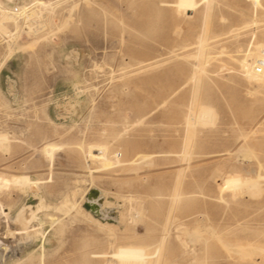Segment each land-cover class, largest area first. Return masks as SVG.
I'll return each mask as SVG.
<instances>
[{"label": "rangeland", "instance_id": "obj_1", "mask_svg": "<svg viewBox=\"0 0 264 264\" xmlns=\"http://www.w3.org/2000/svg\"><path fill=\"white\" fill-rule=\"evenodd\" d=\"M259 49L264 0H0V264H264Z\"/></svg>", "mask_w": 264, "mask_h": 264}, {"label": "bare ground", "instance_id": "obj_2", "mask_svg": "<svg viewBox=\"0 0 264 264\" xmlns=\"http://www.w3.org/2000/svg\"><path fill=\"white\" fill-rule=\"evenodd\" d=\"M28 16V15H27ZM208 16V15H207ZM206 24V23H205ZM25 25H26V23H25ZM207 26V25H206ZM26 28L28 29V31L30 32V30L33 28L32 27V24L31 25H29V26H26ZM38 29V28H37ZM33 32V31H32ZM31 32V33H32ZM37 33V32H36ZM30 34V33H29ZM33 34V33H32ZM204 34V33H203ZM35 35V34H34ZM33 36V35H32ZM203 40V42H204V39L205 38H202ZM206 41V40H205ZM200 45V44H199ZM206 46H204V48H205ZM201 50V49H200ZM199 50V51H200ZM205 50V49H204ZM202 52H204L203 51V49L201 50ZM200 51V54L202 53ZM263 51H264V49H263ZM259 52H261L260 51V49H259ZM204 54V53H203ZM257 60H256V64H257V62L260 60V59H263L264 60V52H261V53H257ZM201 57H202V54H201ZM210 58V57H209ZM201 60V59H200ZM202 62V61H201ZM243 66L247 69V71H248V73H249V76L251 77V78H253V79H256V80H258V81H261V82H263L264 83V68H263V70H257V67L256 68H252V69H250V66L248 65V63L247 62H245V61H243ZM198 67V66H197ZM202 68H200V70H201ZM198 77V76H197ZM201 78V77H200ZM197 104V103H196ZM192 106V105H191ZM192 108V107H191ZM8 139V135L6 134V133H2L1 131H0V142H2V143H5V141ZM4 146H6V147H8L6 144H4ZM4 146H2V148L4 147ZM0 147H1V143H0ZM58 148H60V145L59 144H47V145H45L44 147H43V151H44V153H47V154H49V153H54V151L56 150V149H58ZM4 149V148H3ZM8 149V148H7ZM6 149V150H7ZM11 175V174H10ZM23 177V174H20V175H15V176H13V177H11V178H9V177H7V175H4L3 173H0V187H4V186H6V185H8L9 184V182L11 181L12 183L14 182V184L15 183H18V180L19 179H21ZM242 183H243V186H247V188H249L250 190H252V191H256V190H258V188H259V183H258V179H255V178H252V177H244L243 178V181H242ZM19 184V183H18ZM12 185V184H11ZM240 187H242L241 185H240ZM242 189V188H241ZM244 189V188H243ZM66 195V194H65ZM69 195H71V194H69ZM72 196V195H71ZM70 196V197H71ZM69 196H67L66 198H65V196L63 197V198H65L63 201L64 202H67V204H68V206L70 207V209L73 207V200H72V198H68ZM88 205H89V207H91L92 209H96V210H99V209H102L104 206L102 205V202H103V195H102V192H100V190H97V189H95V188H92V190L90 191V193H89V196H88ZM45 205H47V206H49L50 204H46L45 203ZM36 207H37V209H36V211L35 210H33V209H31V212L28 214L30 217H29V219L27 220V221H30V220H35V219H38L39 217H38V211L44 206L43 205V203H42V201H40V203H39V205L37 206V205H35ZM25 207V206H24ZM91 208H89V209H91ZM19 211V210H18ZM24 211V209H23V207H22V210H21V212H23ZM86 212L90 215V217L93 219V220H96V221H99L97 218H95L91 213H90V211H88V210H86ZM11 213V212H10ZM24 213V212H23ZM8 214V212L6 211V209L4 208V206L0 203V219H1V217H5L6 215ZM18 214V213H17ZM21 215H22V213H20ZM43 214V213H42ZM3 215V216H2ZM136 215V214H135ZM46 216V215H45ZM15 217V216H14ZM18 217H19V215H17L16 217H15V219L17 220L18 219ZM43 217H44V214H43ZM24 218V217H23ZM48 218V217H47ZM7 219V218H6ZM5 220V219H4ZM24 220V219H23ZM8 221V220H7ZM25 221V220H24ZM12 222V221H11ZM37 223V222H36ZM13 224V223H12ZM28 224V223H27ZM103 225H108V226H110L109 224H111V223H102ZM7 226V225H6ZM42 226V225H41ZM177 229L179 230L178 231V235L177 236H179V232L180 231H182V230H184V229H186V227H185V225L183 224V223H181V224H178L177 226ZM33 228V227H32ZM39 228H40V226H39ZM102 228V227H101ZM29 229H30V227H29ZM107 229V228H106ZM108 230V229H107ZM110 231V230H109ZM203 231V230H202ZM28 232V231H27ZM111 232V231H110ZM8 233V232H7ZM16 233H18V231H16ZM40 233V232H39ZM4 234V233H3ZM19 234V233H18ZM38 234V233H37ZM6 235V234H5ZM41 235H42V231H41ZM7 236V235H6ZM214 236H216V235H214ZM110 237H112L111 235H110ZM5 238H7V237H5L4 236V239ZM217 238V237H216ZM218 239V238H217ZM26 241V240H25ZM181 242V241H180ZM30 243V242H29ZM111 243V242H110ZM3 245V244H2ZM8 245V244H7ZM110 245V244H109ZM112 245V244H111ZM161 245V244H160ZM9 246V245H8ZM14 246V245H13ZM42 246H43V244H42ZM112 247V246H111ZM239 247H241V245H239V246H236V248H239ZM248 247V246H247ZM250 247H254V246H250ZM258 248V247H257ZM6 249H7V247L6 246H1V242H0V257H2L3 255L2 254H4L3 252H5L6 251ZM21 249V248H20ZM9 250V249H8ZM19 250V249H18ZM262 250V249H261ZM112 251V250H111ZM132 251L133 250H129L128 251V254H130V253H132ZM113 252V251H112ZM6 253V252H5ZM13 254V253H12ZM111 254V253H110ZM110 254H109V256H110ZM6 256V255H5ZM112 256L113 257H115L116 258V256L114 255V253H112ZM111 258V257H110ZM3 259V258H2ZM1 259V260H2ZM117 259V258H116ZM118 261V260H117ZM114 262V261H113ZM132 263H134V262H128V261H126V260H123V261H121V262H118V264H132ZM106 264V263H105ZM116 264H117V262H116Z\"/></svg>", "mask_w": 264, "mask_h": 264}, {"label": "built area", "instance_id": "obj_3", "mask_svg": "<svg viewBox=\"0 0 264 264\" xmlns=\"http://www.w3.org/2000/svg\"><path fill=\"white\" fill-rule=\"evenodd\" d=\"M17 10V9H16ZM264 68V60L263 59H260L258 62H257V70H263Z\"/></svg>", "mask_w": 264, "mask_h": 264}]
</instances>
